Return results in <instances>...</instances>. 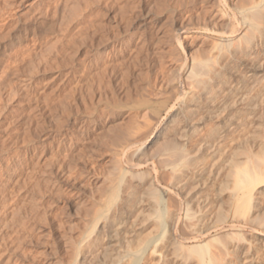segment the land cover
<instances>
[{
    "label": "bare ground",
    "instance_id": "6f19581e",
    "mask_svg": "<svg viewBox=\"0 0 264 264\" xmlns=\"http://www.w3.org/2000/svg\"><path fill=\"white\" fill-rule=\"evenodd\" d=\"M90 1L95 27L105 0ZM105 17L116 32L91 38L88 107L70 120L85 124L61 166L106 157L75 177L60 263L264 264V0H135ZM65 127L44 119L25 180L43 205L61 189L48 156Z\"/></svg>",
    "mask_w": 264,
    "mask_h": 264
},
{
    "label": "rangeland",
    "instance_id": "374dc122",
    "mask_svg": "<svg viewBox=\"0 0 264 264\" xmlns=\"http://www.w3.org/2000/svg\"><path fill=\"white\" fill-rule=\"evenodd\" d=\"M90 2L0 0V36L9 33L12 39L0 50V264H61L58 245L75 224L71 207L75 177L85 178L91 161L106 157L104 147H97L84 154L76 168L61 166L68 155L62 148L64 138H75L85 124L70 120L84 116L88 107L91 38L103 27L114 34L116 23L105 17L107 10L133 5L135 0H105L97 7L95 27ZM40 15L45 18L42 26H29ZM141 87L139 82L138 90ZM45 118L53 126H66L64 135L49 141L50 176L60 181L61 189L48 205L36 194L25 197L29 166L38 162L42 167L39 151ZM29 181L34 187L45 185L41 178Z\"/></svg>",
    "mask_w": 264,
    "mask_h": 264
}]
</instances>
